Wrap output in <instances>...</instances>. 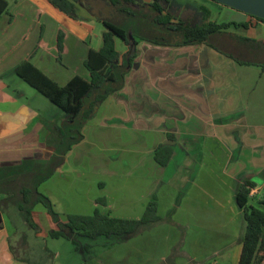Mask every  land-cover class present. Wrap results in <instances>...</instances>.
<instances>
[{
  "label": "crops",
  "instance_id": "1",
  "mask_svg": "<svg viewBox=\"0 0 264 264\" xmlns=\"http://www.w3.org/2000/svg\"><path fill=\"white\" fill-rule=\"evenodd\" d=\"M5 1L0 15V171L47 168L49 159L58 156L56 129L66 130L69 115L16 70L30 62L59 86L76 76L88 80L85 60L89 51L101 49L102 19L114 22V10L101 0H80L71 17L50 0ZM167 2L191 26L247 24L213 37L235 59L205 44L137 39L138 54L123 88L99 105L82 127V139L37 190L49 198L60 224L70 214L89 216L96 209L113 218L140 219L153 196L161 222L132 235L80 237L74 257H64L59 247L67 239L50 237L58 225L38 203L31 209L38 231L27 233L26 248L41 253L46 246L52 264H238L246 223L236 193L243 182L255 184L247 205L264 211V69L237 62L264 63L262 49L241 40L264 46V22L212 0H135L134 8ZM214 3L224 9L213 10ZM223 10L238 17L224 18ZM151 26L154 35H165ZM60 30L62 53L56 49ZM114 42L121 58L127 47L118 37ZM160 147L172 149L164 166L155 161ZM5 198L0 193V203ZM97 199L105 205L96 204ZM0 212V264H26L12 255V241L19 235L6 212Z\"/></svg>",
  "mask_w": 264,
  "mask_h": 264
},
{
  "label": "trees",
  "instance_id": "2",
  "mask_svg": "<svg viewBox=\"0 0 264 264\" xmlns=\"http://www.w3.org/2000/svg\"><path fill=\"white\" fill-rule=\"evenodd\" d=\"M101 1L111 6L114 12L123 18L124 22L118 24L102 19L106 28L102 36L103 45L99 51H89L84 63L88 72V80L76 76L65 86H59L30 62L23 63L16 70V74L24 82L69 115L68 124L70 123V125H66V130L56 129L53 148L58 152V156L49 159L47 168L32 165L29 169L18 167L0 171V193L6 195V198L0 203V211L6 212L16 234L19 235L15 242L12 241L13 245L10 247V251L16 260L26 264H45L47 261L52 264V253L46 246L43 245L41 253L38 250L26 248L28 244L27 233L38 231L31 219V209L38 203L44 206L52 220L58 225L59 229L52 231L50 237L70 240L76 251L80 249V237L95 239L97 237L110 238L132 235L161 222L157 212V198L153 196L147 203L140 219L113 218L96 209L89 216L70 214L67 216V222L60 224L49 198L37 190L38 185L44 179L61 167L64 163V155L70 147L82 139L81 129L94 115L99 105L108 96L123 88L127 70L132 67L138 54L137 39L157 45L160 43L174 46L205 44L227 57L235 59L233 55L221 51L214 44L213 37L231 26L247 27V24H216L210 21L204 22L200 26H191L182 19L181 14L183 12L171 13L167 9H163V5L156 3L146 5L145 7L151 9L141 11L138 7L134 8L135 0ZM76 2H80V0H50L54 7L71 17H75L74 4ZM6 7V1L0 0V15ZM255 19L264 22V20ZM151 25L160 28L165 35H154L153 31L150 30ZM63 36L62 30L56 36V49L59 53L63 52ZM115 37L122 40L127 47V51L121 58L115 49ZM159 38L160 41H158ZM241 40L246 44L260 47L264 53V46L257 41ZM237 62L242 65L256 63L264 69V63L239 60ZM171 153V148L160 147L155 152V161L164 166L170 159ZM47 169H49V173L46 172ZM41 173L43 176H39ZM254 187V183L245 181L239 186L236 193V202L243 212L246 223L238 264H264V255L261 254L264 251V211L247 205L250 191ZM262 202L264 203V199ZM96 204L104 206L105 201L104 199H97ZM16 216H19V221L14 219ZM89 249L90 245L86 244L84 246L85 252H89Z\"/></svg>",
  "mask_w": 264,
  "mask_h": 264
},
{
  "label": "water",
  "instance_id": "3",
  "mask_svg": "<svg viewBox=\"0 0 264 264\" xmlns=\"http://www.w3.org/2000/svg\"><path fill=\"white\" fill-rule=\"evenodd\" d=\"M220 5L264 20V0H212Z\"/></svg>",
  "mask_w": 264,
  "mask_h": 264
},
{
  "label": "rangeland",
  "instance_id": "4",
  "mask_svg": "<svg viewBox=\"0 0 264 264\" xmlns=\"http://www.w3.org/2000/svg\"><path fill=\"white\" fill-rule=\"evenodd\" d=\"M211 5H212L213 10H215V11H219V9H224V8L219 7V5H217L215 3L214 4H211ZM228 11L229 10H223V14L222 15H223L224 18H227L229 16H231V17H238V14H234L235 12H228ZM119 19H121V18L119 16L115 15L114 22L116 23L117 21H119ZM38 187H39V185H38ZM38 192H40V191L38 190ZM253 195H255V194H253ZM249 203H252V201H250ZM63 241H61V243H63L61 245H65V246H60L59 247L60 251L62 252V256L67 257L68 254H69L70 257L73 258L74 257L73 255L75 253V249L73 248V246H71V244H70V242L68 240L67 241L66 240H63Z\"/></svg>",
  "mask_w": 264,
  "mask_h": 264
},
{
  "label": "flooded vegetation",
  "instance_id": "5",
  "mask_svg": "<svg viewBox=\"0 0 264 264\" xmlns=\"http://www.w3.org/2000/svg\"><path fill=\"white\" fill-rule=\"evenodd\" d=\"M164 7H163V9H167L169 12H171V13H176V11L177 10H175V9H178V8H174V7H172V6H170L169 4H168V2L165 4V5H163ZM138 8L141 10V11H145L146 9H151V8H148V7H145L144 5L143 6H138ZM114 14L115 15H117V16H119L118 14H116L115 12H114ZM121 19H119V21H117L116 23H118V24H123V18L121 17V16H119ZM174 22L176 21V20H173Z\"/></svg>",
  "mask_w": 264,
  "mask_h": 264
}]
</instances>
